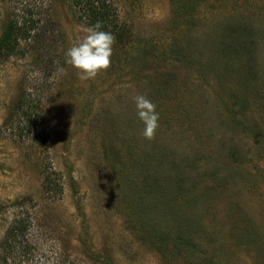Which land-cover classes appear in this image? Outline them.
Here are the masks:
<instances>
[{
  "label": "rangeland",
  "instance_id": "rangeland-1",
  "mask_svg": "<svg viewBox=\"0 0 264 264\" xmlns=\"http://www.w3.org/2000/svg\"><path fill=\"white\" fill-rule=\"evenodd\" d=\"M111 1L0 0V264H264V0Z\"/></svg>",
  "mask_w": 264,
  "mask_h": 264
},
{
  "label": "trees",
  "instance_id": "trees-1",
  "mask_svg": "<svg viewBox=\"0 0 264 264\" xmlns=\"http://www.w3.org/2000/svg\"><path fill=\"white\" fill-rule=\"evenodd\" d=\"M66 3L74 16L86 23L93 31L115 38L118 42H124L127 39V29L120 24L117 9L111 0H66ZM29 15H33L31 10H29ZM23 20V25H19L18 21H13L7 26L0 41V57L14 55L21 41H28L32 37L31 31L37 28L38 23L42 21L36 20L30 23L26 19ZM13 230L25 232L27 227L21 222Z\"/></svg>",
  "mask_w": 264,
  "mask_h": 264
}]
</instances>
